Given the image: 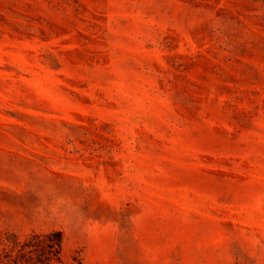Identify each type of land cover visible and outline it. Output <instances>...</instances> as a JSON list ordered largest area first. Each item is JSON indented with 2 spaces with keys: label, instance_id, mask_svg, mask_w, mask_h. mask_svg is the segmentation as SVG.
I'll return each instance as SVG.
<instances>
[{
  "label": "rangeland",
  "instance_id": "obj_1",
  "mask_svg": "<svg viewBox=\"0 0 264 264\" xmlns=\"http://www.w3.org/2000/svg\"><path fill=\"white\" fill-rule=\"evenodd\" d=\"M264 264V0H0V264Z\"/></svg>",
  "mask_w": 264,
  "mask_h": 264
},
{
  "label": "trees",
  "instance_id": "obj_2",
  "mask_svg": "<svg viewBox=\"0 0 264 264\" xmlns=\"http://www.w3.org/2000/svg\"><path fill=\"white\" fill-rule=\"evenodd\" d=\"M64 244L63 233L54 231L47 235H33L29 241L16 243L18 250L12 264H52L61 260Z\"/></svg>",
  "mask_w": 264,
  "mask_h": 264
}]
</instances>
